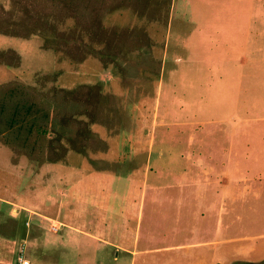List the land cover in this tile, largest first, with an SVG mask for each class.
Segmentation results:
<instances>
[{"label": "rangeland", "instance_id": "rangeland-1", "mask_svg": "<svg viewBox=\"0 0 264 264\" xmlns=\"http://www.w3.org/2000/svg\"><path fill=\"white\" fill-rule=\"evenodd\" d=\"M262 130L264 0H0V264L263 262Z\"/></svg>", "mask_w": 264, "mask_h": 264}, {"label": "crops", "instance_id": "crops-1", "mask_svg": "<svg viewBox=\"0 0 264 264\" xmlns=\"http://www.w3.org/2000/svg\"><path fill=\"white\" fill-rule=\"evenodd\" d=\"M82 43V40H79ZM94 43V42H93ZM76 57V61H80L83 59V57ZM68 58V57H67ZM70 60H72V58H69ZM98 65L101 66L102 70H98L97 73L95 74V78L100 79L101 81L108 79V80H113L116 82V80L119 78L121 72L118 69V64L116 65L115 63H111V64H103V62L101 63L100 61L98 62ZM139 76L143 77V76H147L148 72L147 71H139ZM111 80V81H112ZM130 91V89L128 88L127 92ZM111 92V90H110ZM112 93V92H111ZM118 93V92H117ZM116 93V94H117ZM137 95V99L139 100V102H136L137 99L135 100H131L133 102V108L135 109V107L139 108L140 106L143 105V100L140 98V94H138V92L136 91ZM184 104V103H183ZM235 139L234 141L239 142L242 141L243 137L242 136H235L232 137V140ZM128 142H132V139L128 138ZM131 148L133 147V144L131 145ZM237 148L240 150V144L237 146ZM236 149V148H235ZM249 154V158H250V162L251 165L250 167H245V168H241V167H235L234 170H230L229 173L232 175H251L252 177L249 178L248 182H253V187L254 185H259L261 184V182L264 181V131L262 130L261 134H258L257 136L255 134H253L252 139H251V147L250 149L246 150ZM241 179V178H240ZM230 184L226 185V188L223 190V201H227L229 206H232V204L235 203V201L239 200L240 198L244 197V195H246L249 190L247 188L246 191L243 192V189L239 187V185L241 184L239 182V178H234L233 180L230 181ZM250 189V188H249ZM240 190L242 192H240ZM243 194V196H242ZM231 200L232 202L229 203L228 201ZM105 226V225H104ZM81 234L84 236H88L92 239H102L105 241V238L103 236H96L94 233L89 232V231H85V230H80ZM103 231H106V233H108L109 235L111 234L110 232L112 231V233H115L116 228H110V226L106 225V228L103 227ZM112 237V236H111ZM110 237V238H111ZM107 241L105 242H100L102 244H104L105 246L108 247H112V248H117V247H121L122 249L125 250L126 253L130 254L131 256H137L139 254H147L150 253L151 250L148 249H144V250H140L138 251L137 249L133 248L130 249L129 247H123L118 245L115 241L106 238ZM98 242V241H97ZM193 247H195V243H193ZM180 245H175V246H164L161 248H155L153 249L155 251H172L174 249H176V247H179ZM192 247V246H189ZM146 248V247H145Z\"/></svg>", "mask_w": 264, "mask_h": 264}, {"label": "built area", "instance_id": "built-area-1", "mask_svg": "<svg viewBox=\"0 0 264 264\" xmlns=\"http://www.w3.org/2000/svg\"><path fill=\"white\" fill-rule=\"evenodd\" d=\"M15 264H30V260L26 256V247L24 244H21L18 248Z\"/></svg>", "mask_w": 264, "mask_h": 264}, {"label": "trees", "instance_id": "trees-1", "mask_svg": "<svg viewBox=\"0 0 264 264\" xmlns=\"http://www.w3.org/2000/svg\"><path fill=\"white\" fill-rule=\"evenodd\" d=\"M216 264H223V263L218 262V263H216ZM253 264H264V261H263V262H260V263H253Z\"/></svg>", "mask_w": 264, "mask_h": 264}]
</instances>
